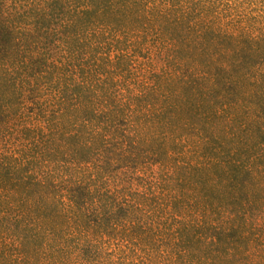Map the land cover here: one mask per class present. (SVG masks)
<instances>
[{
	"label": "trees",
	"instance_id": "trees-1",
	"mask_svg": "<svg viewBox=\"0 0 264 264\" xmlns=\"http://www.w3.org/2000/svg\"><path fill=\"white\" fill-rule=\"evenodd\" d=\"M238 7L0 0V264H264V18Z\"/></svg>",
	"mask_w": 264,
	"mask_h": 264
},
{
	"label": "rangeland",
	"instance_id": "rangeland-1",
	"mask_svg": "<svg viewBox=\"0 0 264 264\" xmlns=\"http://www.w3.org/2000/svg\"><path fill=\"white\" fill-rule=\"evenodd\" d=\"M232 1L234 2V0ZM253 1L254 0H236V3L239 4L236 14L244 17L247 22H249L251 18L260 21L264 18V0Z\"/></svg>",
	"mask_w": 264,
	"mask_h": 264
}]
</instances>
